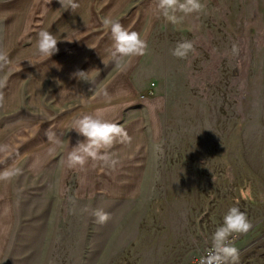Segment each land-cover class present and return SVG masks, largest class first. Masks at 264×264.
<instances>
[{
  "label": "rangeland",
  "instance_id": "obj_1",
  "mask_svg": "<svg viewBox=\"0 0 264 264\" xmlns=\"http://www.w3.org/2000/svg\"><path fill=\"white\" fill-rule=\"evenodd\" d=\"M201 3L189 22L152 26L135 73L164 101L145 193L79 199L73 185L61 193L21 177L1 264H187L202 253L190 246L211 242L234 206L253 225L235 238L238 264H264V0ZM183 40L194 51L179 59ZM249 186L251 200L240 195ZM98 208L109 214L103 225Z\"/></svg>",
  "mask_w": 264,
  "mask_h": 264
},
{
  "label": "crops",
  "instance_id": "obj_2",
  "mask_svg": "<svg viewBox=\"0 0 264 264\" xmlns=\"http://www.w3.org/2000/svg\"><path fill=\"white\" fill-rule=\"evenodd\" d=\"M76 2L78 8L65 11L58 0L0 1V50L9 59L0 67L5 82L0 88L4 98L0 144L11 148L8 155H0V172L10 167L22 170L10 181L0 180V264L15 226L19 178L50 180L61 193L73 185L79 199L96 195L136 199L145 193L149 154L163 148L164 101L150 94L151 80L142 71L135 74L143 56L118 71L109 57L113 41L102 19L113 17L146 40L153 25L168 22L158 17L154 0ZM189 17L183 22H189ZM41 30L56 34L61 41L59 51L49 59L36 54ZM92 69L99 72L87 80L72 77L77 70ZM101 87L109 98L95 96ZM84 114L101 115L127 131L129 140L117 141L107 150L119 161L115 169L91 159L83 168L67 166L68 152L83 139L74 131L73 122ZM50 133L55 135L50 138ZM210 246L211 242L202 239L189 250L200 254Z\"/></svg>",
  "mask_w": 264,
  "mask_h": 264
},
{
  "label": "clouds",
  "instance_id": "obj_3",
  "mask_svg": "<svg viewBox=\"0 0 264 264\" xmlns=\"http://www.w3.org/2000/svg\"><path fill=\"white\" fill-rule=\"evenodd\" d=\"M60 6L65 10H75L79 7L76 0H58ZM155 11L158 17L173 25L183 22V19L191 14L200 13L205 5L201 0H154ZM102 24L111 33L113 44L109 49V57L118 71H124L131 64L132 60L147 54L148 44L146 37L136 31L125 28L119 20L113 17H104ZM61 41L57 35L41 30L35 44L36 54L45 59H49L56 54L59 49L58 43ZM194 51V45L190 40L178 42L172 50V55L179 59H185ZM9 63L8 53L0 50V67ZM96 69L89 71L77 70L72 74L73 78L84 81L90 78ZM4 81L0 80V88L4 86ZM96 97L109 98L106 88L101 87L95 92ZM3 95L0 93V104L3 102ZM74 131L83 139L77 140L76 145L67 154V166L83 168L89 159L102 161L112 169L118 165L119 161L113 154L107 151L111 149L117 141L125 142L129 140L127 131L118 123L104 119L101 115L84 114L73 122ZM50 133V138L54 136ZM57 143H60L57 141ZM11 151L10 145L0 144V155H8ZM22 170L18 167H10L0 172V180L10 181L20 175ZM242 198L251 200L252 189H241ZM239 204V200L236 201ZM95 221L103 225L109 220V214L103 209H95L92 212ZM253 227L247 214L239 207H231L223 217V223L218 226L211 236V247L202 255L198 264H238L239 250L235 246V238L239 234L247 233Z\"/></svg>",
  "mask_w": 264,
  "mask_h": 264
},
{
  "label": "built area",
  "instance_id": "obj_4",
  "mask_svg": "<svg viewBox=\"0 0 264 264\" xmlns=\"http://www.w3.org/2000/svg\"><path fill=\"white\" fill-rule=\"evenodd\" d=\"M208 248H209V247H208ZM208 248H207V249H208ZM207 249H205L200 255H198V256L192 258L187 264H198L200 257H201L202 255L206 254Z\"/></svg>",
  "mask_w": 264,
  "mask_h": 264
}]
</instances>
